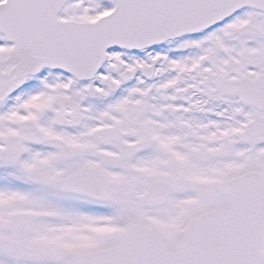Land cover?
I'll use <instances>...</instances> for the list:
<instances>
[{"label":"snow or ice","instance_id":"1","mask_svg":"<svg viewBox=\"0 0 264 264\" xmlns=\"http://www.w3.org/2000/svg\"><path fill=\"white\" fill-rule=\"evenodd\" d=\"M0 264H264V0H0Z\"/></svg>","mask_w":264,"mask_h":264}]
</instances>
